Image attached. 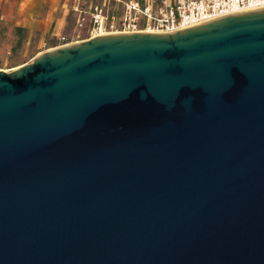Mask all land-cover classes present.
Here are the masks:
<instances>
[{
    "label": "water",
    "instance_id": "obj_1",
    "mask_svg": "<svg viewBox=\"0 0 264 264\" xmlns=\"http://www.w3.org/2000/svg\"><path fill=\"white\" fill-rule=\"evenodd\" d=\"M0 264H264V8L0 70Z\"/></svg>",
    "mask_w": 264,
    "mask_h": 264
},
{
    "label": "built area",
    "instance_id": "obj_2",
    "mask_svg": "<svg viewBox=\"0 0 264 264\" xmlns=\"http://www.w3.org/2000/svg\"><path fill=\"white\" fill-rule=\"evenodd\" d=\"M111 1L89 3L91 37L100 32L173 33L230 14L264 8V0H122L120 15L115 17ZM83 2L78 0L72 6L77 12L75 25L78 28L86 20L85 10L81 6ZM59 41L61 45L71 43L65 36H60Z\"/></svg>",
    "mask_w": 264,
    "mask_h": 264
},
{
    "label": "crops",
    "instance_id": "obj_3",
    "mask_svg": "<svg viewBox=\"0 0 264 264\" xmlns=\"http://www.w3.org/2000/svg\"><path fill=\"white\" fill-rule=\"evenodd\" d=\"M75 3L78 0H0V22L11 21L20 33L26 32L24 39L18 37L20 42L29 45L35 39L31 55L34 57L62 44L59 37L66 36L76 20V11L72 9ZM23 63L26 61L18 65Z\"/></svg>",
    "mask_w": 264,
    "mask_h": 264
},
{
    "label": "rangeland",
    "instance_id": "obj_4",
    "mask_svg": "<svg viewBox=\"0 0 264 264\" xmlns=\"http://www.w3.org/2000/svg\"><path fill=\"white\" fill-rule=\"evenodd\" d=\"M92 1L95 2L94 0ZM121 1L122 0L111 1V9L115 17H119L120 15L122 8ZM81 6L85 10L86 20L81 28L76 27L75 22L72 24L71 29L69 32H67V37L65 36L69 42L81 41L91 38V24L88 17L89 2L84 0V3ZM76 16L77 12L74 19ZM116 23H118V21H116ZM26 34V32H18L16 30V26H14L11 21L0 22V70L8 72L15 69V67L23 61H26V63L31 61L29 58L31 57L35 48V39H32V42L29 45L25 44L24 42H20V44L16 43L18 37L21 36V39H24Z\"/></svg>",
    "mask_w": 264,
    "mask_h": 264
},
{
    "label": "bare ground",
    "instance_id": "obj_5",
    "mask_svg": "<svg viewBox=\"0 0 264 264\" xmlns=\"http://www.w3.org/2000/svg\"><path fill=\"white\" fill-rule=\"evenodd\" d=\"M245 11H250V9L249 10H245ZM244 12V11H243ZM107 33H116V32H100V33H98L96 36H98V35H103V34H107ZM16 68V67H15Z\"/></svg>",
    "mask_w": 264,
    "mask_h": 264
},
{
    "label": "trees",
    "instance_id": "obj_6",
    "mask_svg": "<svg viewBox=\"0 0 264 264\" xmlns=\"http://www.w3.org/2000/svg\"><path fill=\"white\" fill-rule=\"evenodd\" d=\"M16 30L19 32V28L16 27ZM16 43L20 44V39H17Z\"/></svg>",
    "mask_w": 264,
    "mask_h": 264
}]
</instances>
